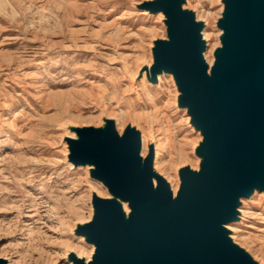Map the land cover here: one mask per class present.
<instances>
[{"label": "rangeland", "instance_id": "rangeland-1", "mask_svg": "<svg viewBox=\"0 0 264 264\" xmlns=\"http://www.w3.org/2000/svg\"><path fill=\"white\" fill-rule=\"evenodd\" d=\"M149 0H0V258L9 264H73L69 250L92 256L72 232L93 215V193L107 189L68 161L69 127L114 120L153 135L159 170L177 190L179 170L199 169L202 140L177 106L175 83H130L153 62L154 41L167 39L164 20L133 2ZM222 0H193L210 24L212 62L220 45ZM209 53V54H208ZM138 79L135 80V82ZM243 207L233 226L237 244L264 264V196Z\"/></svg>", "mask_w": 264, "mask_h": 264}, {"label": "water", "instance_id": "water-1", "mask_svg": "<svg viewBox=\"0 0 264 264\" xmlns=\"http://www.w3.org/2000/svg\"><path fill=\"white\" fill-rule=\"evenodd\" d=\"M184 1L155 0L142 8L168 18L169 41L156 42L153 80L163 71L175 75L180 105L205 136L197 150L201 170L181 171L174 199L162 178L154 188V155L142 166L135 130L123 138L112 122L105 131L78 130L80 139L69 141L71 161L93 163V177L134 211L126 221L116 200L94 198L97 214L79 230L97 247L88 264H257L222 225L235 219L240 197L264 191V0H225L223 47L212 78L202 26L182 10Z\"/></svg>", "mask_w": 264, "mask_h": 264}, {"label": "bare ground", "instance_id": "bare-ground-1", "mask_svg": "<svg viewBox=\"0 0 264 264\" xmlns=\"http://www.w3.org/2000/svg\"><path fill=\"white\" fill-rule=\"evenodd\" d=\"M155 0H149V1H146V2H141V3H136V2H133V6L136 7L139 11L142 12V14L144 15H155L156 17H160V19H163L164 20V24L166 25V31L168 33V26H167V23L166 21L168 20L167 16L163 13V12H158L156 14H153L151 13L148 9H145V8H142L143 5H145L146 3H150V2H154ZM193 0H185L184 3L182 4V10L184 11H189L191 12L194 17H195V21L196 23L198 24H201L202 26V29H201V36H202V39H203V42L205 44V50L203 51V58L207 64V73L208 75L212 78L213 75H212V69L217 61V58H216V52L218 49L222 48L223 47V43H222V37L223 35L225 34V31L219 27V38H220V45L218 44V46H216L214 49H213V52H212V59L213 61L212 62H209L207 60V57H206V54L209 50V44H208V39L206 36V30L208 27H210V24H208L206 21L202 20L199 18V16H197V14L191 9V3H192ZM222 9H221V16L219 17L218 21H217V25H219V22L221 20H223L224 18V12L226 10V3H225V0H222ZM160 40H163V41H169V37L167 36V39H160ZM156 42H158V40L154 41V47L152 48V52H153V62L152 63H149V65H147L146 67V70L142 71V68L143 66H141V68L137 71L136 74H133L129 67H125V72H126V75L128 77V80L130 81V83L133 84L134 88L136 89L138 86L140 85H143L144 83L152 87H158L157 90H159V88H161V86L164 84V80L163 78L165 77H168L172 80L173 83H175L176 87H177V90L179 92V95H178V98H177V106L179 109L182 110V112H185L186 115H188V120L191 124V126L195 129V131H197V133L199 135H201L202 137V140L200 141L199 145L197 146L195 152L197 154V156L199 157V160H200V165H199V169L197 168H191L190 166H186V167H183L179 170V185H178V188L177 190L174 189L173 185L170 184L168 181H167V177L165 175H163L161 173V171L159 170V166L163 163V158L165 157V152H164V149H162L160 151V156L157 158V149L156 148V144H155V138L153 135H149V136H146L143 132L141 133L140 131H138L135 127H133L132 125H128L126 127V129L124 130V132L122 133V131H118L117 130V127H116V123L114 120H110V119H104L103 120V124L99 127H69L67 130L69 131L68 135L66 136L65 138V142L67 143L68 145V150H69V155H68V161L69 163H71L75 168H78V170H84L86 172L89 173L90 177L101 183L108 191V195L107 196H102V195H98L96 193H93V196H92V200H94L95 197H98V198H101V199H105V200H116L120 207H121V210H122V213H123V216L125 218L126 221H128L130 219V217L134 214V211L133 209L131 208L130 206V202L129 201H125V200H122L121 198H118V197H115L110 189L108 188V186L102 181V180H99L95 177H93V172L95 171L96 169V166L91 163V162H87L85 164H80V165H76L74 164L71 159H70V156H71V149H70V144H69V141L70 140H79V135H78V130H82V129H87V128H93L95 130H103L105 131L106 128L108 127L109 123H113L114 124V128H115V131L117 132L119 138H123L126 131L128 129H132V130H135L137 133H139V136H140V151H139V156L141 158V161H142V166H144L146 160L148 159V157L150 156V154L153 152V163H152V170H153V176H152V183L154 185V188L156 189L159 185V178H162L163 180H165V182L168 184L169 188H170V191L172 193V196L174 199H176L181 191V187H182V178H181V171L185 168H189L191 169L192 171L194 172H200L201 170V166H202V163H203V158L201 156L198 155L197 153V150L200 148L201 144L204 142V139H205V136L202 132V130H199V129H196V127L193 125L192 123V117L191 115L189 114V109L188 107H182L180 105V98L182 96V93L181 91L179 90V87H178V84H177V81H176V78H175V75L173 73H170V72H166V71H163L161 73H158L156 75V80L154 81L153 80V74H152V68L154 67L155 65V48H156ZM209 54V53H208ZM138 79L136 82L135 80ZM139 83L138 86H136V84ZM162 83V85H161ZM159 150V149H158ZM257 194H262L264 196V191L262 190H259L257 188H254L253 189V192L247 196V197H240L239 198V205L237 206L236 208V214H235V219L230 221V222H227L225 224L222 225L223 228H225V230L227 231V237L231 240V242L233 244H235L236 246H238L239 248H241L242 250H244L252 259L254 262H256L257 264H261L259 261H257L249 252H247L244 248H242L240 245L237 244V238H236V234L239 232V230H236L235 228H233V226H236V225H240L241 223H243L246 219H245V214H244V211L242 210L244 206H246L248 203H250L253 199H255L258 195ZM97 214V210L94 206V203H93V215H92V219L89 221V222H86V223H80V224H77L72 232L74 233V235L78 238V240H80L83 244H88V245H91V248H92V256H88L87 255V258L84 257L83 254H79L77 253L76 251L74 250H69V253H68V260L70 262H72L73 264H76V262L72 259V257L74 256L75 258H77L78 260H81V261H84L85 263H90L93 261L95 255H96V251H97V247L94 243L90 242L88 240V237L86 235H80L79 234V230L80 228L86 226L87 224L91 223L95 216ZM1 259V258H0ZM4 260L7 264L8 261L5 260V259H2Z\"/></svg>", "mask_w": 264, "mask_h": 264}]
</instances>
